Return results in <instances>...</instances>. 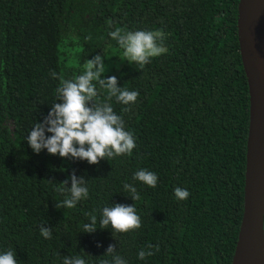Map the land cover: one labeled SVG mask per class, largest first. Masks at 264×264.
I'll return each mask as SVG.
<instances>
[{
	"label": "trees",
	"instance_id": "16d2710c",
	"mask_svg": "<svg viewBox=\"0 0 264 264\" xmlns=\"http://www.w3.org/2000/svg\"><path fill=\"white\" fill-rule=\"evenodd\" d=\"M239 1L0 0V252L11 249L18 264H63L75 256L86 264H114L118 255L126 264H232L250 126ZM116 28L162 31L167 49L142 69L127 62L115 74H102L140 93L128 105L108 100L106 89L96 98L110 103L133 134L132 154L89 164L46 149L34 153L27 135L61 102L59 78L51 73L71 78L96 55L104 65L116 60L123 53L109 36ZM141 169L157 175L155 188L133 179ZM73 174L86 182L88 197L74 208H57L71 198ZM63 181L64 191L57 192ZM176 187L189 197L177 200ZM114 204H134L141 227L101 229L102 209ZM88 214L97 217L93 232L83 231ZM141 250L154 254L140 260Z\"/></svg>",
	"mask_w": 264,
	"mask_h": 264
},
{
	"label": "clouds",
	"instance_id": "9594fccd",
	"mask_svg": "<svg viewBox=\"0 0 264 264\" xmlns=\"http://www.w3.org/2000/svg\"><path fill=\"white\" fill-rule=\"evenodd\" d=\"M109 36L123 50L121 59L135 63L141 69L153 58L167 51L163 46L164 33L159 30L125 31L116 28L109 32ZM103 60L104 57L101 55L86 60L83 71L71 78L58 77L55 71L51 73L53 78H59V86L55 93L57 100L61 102L53 103L43 123L36 122L27 135V143L34 153L39 154L46 149L49 155L86 160L89 164H98L100 159L109 160L124 154H132L136 147L133 134L125 130L122 117L114 112L110 103L97 102L96 98L100 94V89H106L108 100L114 97L117 102L128 105L135 103L140 93L117 87L115 76L101 78L105 71ZM133 179L155 188L158 177L154 172L141 169L134 173ZM71 180V188L68 190L71 198L65 197L56 204L57 208H74L78 201L88 197L89 190L84 179L81 177L78 180L73 174ZM66 183L67 181L61 182L62 187H56V191L62 193ZM124 189L133 201L140 199L133 185L125 183ZM174 195L177 200H186L190 193L187 189L176 187ZM88 215L91 223L84 224L83 231L93 232L97 228V217L94 214ZM99 224L101 229L111 226L114 232L127 233L141 227V218L134 204H114L102 209ZM40 233L46 239L51 238L50 229L41 227ZM153 247L148 245L149 249ZM155 248L159 251L158 245ZM113 252L114 246L109 245L107 255ZM153 254L152 251L141 250L138 259L143 260ZM0 264H18L16 253L11 249L0 252ZM63 264H86V261L80 256H75V259L64 257ZM100 264L112 262L103 259ZM114 264H126V261L118 255L114 258Z\"/></svg>",
	"mask_w": 264,
	"mask_h": 264
},
{
	"label": "water",
	"instance_id": "95a60500",
	"mask_svg": "<svg viewBox=\"0 0 264 264\" xmlns=\"http://www.w3.org/2000/svg\"><path fill=\"white\" fill-rule=\"evenodd\" d=\"M237 26L250 126L244 213L232 264H264V0H240Z\"/></svg>",
	"mask_w": 264,
	"mask_h": 264
},
{
	"label": "rangeland",
	"instance_id": "374dc122",
	"mask_svg": "<svg viewBox=\"0 0 264 264\" xmlns=\"http://www.w3.org/2000/svg\"><path fill=\"white\" fill-rule=\"evenodd\" d=\"M122 56L123 53L116 60H108L105 65V72L109 74H115L117 71H119L121 67L128 62L126 59L122 60Z\"/></svg>",
	"mask_w": 264,
	"mask_h": 264
}]
</instances>
